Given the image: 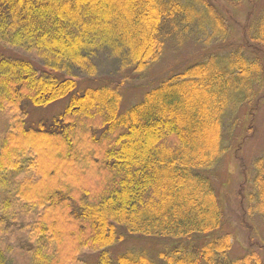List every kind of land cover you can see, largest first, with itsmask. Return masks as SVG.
<instances>
[{
  "label": "trees",
  "instance_id": "16d2710c",
  "mask_svg": "<svg viewBox=\"0 0 264 264\" xmlns=\"http://www.w3.org/2000/svg\"><path fill=\"white\" fill-rule=\"evenodd\" d=\"M217 7L213 0H0V45L34 52L52 71L80 66L91 74L88 53L123 49L144 73L172 36L228 43ZM246 30L249 50L212 53L125 109L115 86L81 87L71 75H38L27 58H2L0 111L14 114L0 142V217L9 223L35 213L33 264H78L83 250L104 252L123 233L171 244L156 256L102 255L98 264H264V152L247 178L238 225L247 245L238 255L240 231L227 221L215 182L233 143L245 140L243 132L237 138L244 108L249 114L264 86L257 53L264 10ZM61 98L67 104L50 121L31 126L19 116L25 105ZM15 172L24 176L12 184ZM0 264H7L3 248Z\"/></svg>",
  "mask_w": 264,
  "mask_h": 264
},
{
  "label": "rangeland",
  "instance_id": "374dc122",
  "mask_svg": "<svg viewBox=\"0 0 264 264\" xmlns=\"http://www.w3.org/2000/svg\"><path fill=\"white\" fill-rule=\"evenodd\" d=\"M213 3L218 6L217 8L221 11L230 29L228 43H212L207 46L192 39H182L181 41L176 36H172L165 43L161 59L144 73L132 65L129 55L123 49L116 51L100 48L88 53L87 65L89 70H94L92 74L80 66H70L68 69L52 71L34 52L8 45L6 47L0 45V61L2 58H27L33 63L38 75L44 77L71 75L78 79L81 87L101 84L115 86L124 94L123 107L130 106L140 100L146 90L157 85L164 78L183 70L196 61L205 59L212 53L227 52L238 46L248 49L243 38L246 37L248 24L264 10V0H245L237 7L230 6L222 0H213ZM118 4L120 7L125 6L122 2ZM248 50L247 52H250ZM257 53L264 64V51L258 50ZM67 101V98H61L46 107H34L28 104L25 105L24 110L22 108L23 111L19 112V116L24 118L28 125L36 126L41 121H50L53 116L63 110ZM249 111L248 114V108H244L242 116L244 131L240 130L237 134L238 138L243 132L245 140L243 138L242 142L238 144V139L236 143H233L229 154L218 167L215 177L227 221L232 222L236 229L246 213L245 197L249 189L247 178L250 176L251 163L264 152V86L262 94ZM13 114H10L9 111H0V142L10 123V115ZM13 176L12 184L21 179L24 174L15 172ZM3 196L5 194L2 195L0 192V197ZM34 214L22 213L9 223L0 217V248L4 249L7 264H33L31 257L33 239L29 223L35 219ZM0 215L5 216L1 210ZM260 231L264 238V228H261ZM167 244H171V242L162 239L149 240L124 233L118 234L115 244L106 248L104 252L103 250H83L78 264H98L102 255L115 260L120 253L128 249L144 250L148 255L156 256ZM246 245L247 240L240 231L234 242L233 254L242 253Z\"/></svg>",
  "mask_w": 264,
  "mask_h": 264
}]
</instances>
